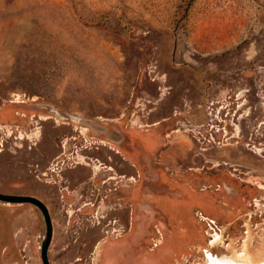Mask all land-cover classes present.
I'll return each instance as SVG.
<instances>
[{
	"label": "rangeland",
	"instance_id": "rangeland-1",
	"mask_svg": "<svg viewBox=\"0 0 264 264\" xmlns=\"http://www.w3.org/2000/svg\"><path fill=\"white\" fill-rule=\"evenodd\" d=\"M77 135L138 184L104 198L95 162L96 199L59 192L36 165ZM0 193L46 206L49 264H264V0H0ZM44 239L36 207L0 202V264H42Z\"/></svg>",
	"mask_w": 264,
	"mask_h": 264
},
{
	"label": "flooded vegetation",
	"instance_id": "flooded-vegetation-1",
	"mask_svg": "<svg viewBox=\"0 0 264 264\" xmlns=\"http://www.w3.org/2000/svg\"><path fill=\"white\" fill-rule=\"evenodd\" d=\"M69 143L67 146H65L64 144H62V142H59L60 145L58 146V148L60 149L59 152H57V155L54 156L53 161H56L55 167L56 168H51V166L43 168V170L45 169V172H42L39 170V165H36V167L38 168V170L41 172L40 175L44 176L47 175L46 171H50L51 173H53L52 177H56L58 178L56 181H54V183L58 186V191H65L67 195H75L77 194V192L79 190H84V194H80V198H85V199H89V197L95 196V199L99 196V190L97 189V193L95 195H92V189H90V187L87 188H82V186H85L88 184V182H90L93 179L94 176V165H92L95 162H98L100 166H102L99 171H100V179H99V184L104 185V192L105 193H111L110 195H105L104 198H107L108 196L112 195V192H115L118 190L119 183L125 182V181H129L132 180L134 184H138L139 180L136 179V177H139V167L138 164H132L129 165L131 166V168H133V174L135 177H127L125 179V175L124 174H119V172H121L120 170L125 166V158L122 157L121 153L119 151H116L114 148L108 146V142H103V141H98L95 142L94 144H103V147H106L107 150L105 151V155L103 156V161L99 162V160L97 158H93L90 155L94 154L95 151L100 150V146H95L92 147L89 144L87 145V141L85 138H83V136L80 137V135H77L76 137H72L70 136L68 139ZM113 142V141H112ZM117 143L118 146H121L123 149H125V147L127 146V142L125 141V139L123 137H121L118 141L114 142ZM102 145V144H101ZM136 152L137 154H139V150H138V145H136ZM85 150V151H84ZM112 151L114 155H119L120 157V161L115 160L114 156L108 154L106 151ZM126 150V149H125ZM77 152H83L86 154H89L88 156H85V158L87 160L90 161V163H83V166L86 167L88 169V171L91 173V175L87 178L86 181L80 182L77 185L75 184V181H73L71 178L69 177H61L60 173L66 169H70L72 164L69 163L68 161H70L71 159L75 158V155H77ZM50 165H52V163H50ZM58 167V168H57ZM73 168H75L73 166ZM72 168V169H73ZM109 174H113L114 176H106V173ZM122 179V180H121ZM124 179V180H123ZM71 186H73L71 188ZM111 186L113 187L112 189H108V187ZM124 186V185H122ZM89 192V194H88ZM89 195V197H88ZM102 200V199H101ZM84 206L86 205H92L91 203L88 204H83ZM172 206V205H171ZM77 211H79V209H77ZM197 217L198 219L205 223L206 227L208 228L207 230V236L209 237V241L210 242H214V236L217 235L219 237L220 235V229L217 226V224L215 223L214 220L210 219L209 217L205 216L202 212H197ZM187 219V218H186ZM184 219V220H186ZM218 239V238H217ZM158 242V241H157ZM154 243L153 247H155V245L157 244Z\"/></svg>",
	"mask_w": 264,
	"mask_h": 264
},
{
	"label": "water",
	"instance_id": "water-1",
	"mask_svg": "<svg viewBox=\"0 0 264 264\" xmlns=\"http://www.w3.org/2000/svg\"><path fill=\"white\" fill-rule=\"evenodd\" d=\"M0 202L9 204H31L41 212L45 224V239L40 246V258L42 264H49L47 252L52 240L53 227L46 206L38 198L27 195H9L0 193Z\"/></svg>",
	"mask_w": 264,
	"mask_h": 264
},
{
	"label": "bare ground",
	"instance_id": "bare-ground-1",
	"mask_svg": "<svg viewBox=\"0 0 264 264\" xmlns=\"http://www.w3.org/2000/svg\"><path fill=\"white\" fill-rule=\"evenodd\" d=\"M218 238L217 235L214 236V242L216 241V239ZM212 243V242H211ZM236 260V259H235ZM237 261H232V260H224V261H218L216 262L215 264H236ZM238 264H249L250 262H248V260H246L244 257H243V262L242 263H239L237 262Z\"/></svg>",
	"mask_w": 264,
	"mask_h": 264
}]
</instances>
